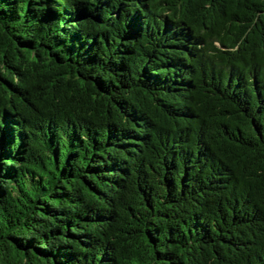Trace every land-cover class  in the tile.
I'll return each mask as SVG.
<instances>
[{"label": "trees", "instance_id": "16d2710c", "mask_svg": "<svg viewBox=\"0 0 264 264\" xmlns=\"http://www.w3.org/2000/svg\"><path fill=\"white\" fill-rule=\"evenodd\" d=\"M0 264H264V0H0Z\"/></svg>", "mask_w": 264, "mask_h": 264}]
</instances>
